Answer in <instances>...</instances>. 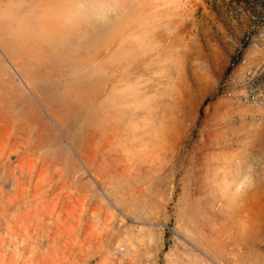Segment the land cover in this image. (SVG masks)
<instances>
[{
    "label": "rangeland",
    "instance_id": "374dc122",
    "mask_svg": "<svg viewBox=\"0 0 264 264\" xmlns=\"http://www.w3.org/2000/svg\"><path fill=\"white\" fill-rule=\"evenodd\" d=\"M95 1L44 76L0 45V264H264V0Z\"/></svg>",
    "mask_w": 264,
    "mask_h": 264
},
{
    "label": "bare ground",
    "instance_id": "6f19581e",
    "mask_svg": "<svg viewBox=\"0 0 264 264\" xmlns=\"http://www.w3.org/2000/svg\"><path fill=\"white\" fill-rule=\"evenodd\" d=\"M16 1H18V0H16ZM71 1H74V0H71ZM89 1H92V0H86L88 5H85V6H87V8H88V6L94 5V4L92 5V3H90ZM94 1L95 0H93V2ZM100 1H102V0H100ZM119 1H121V0H119ZM69 2H70V0H25V3L21 2V4L19 3L20 5L18 4V2H16V6H14V7H16L15 8L16 11L13 13L12 18L9 21H7V19H6V14L8 13L7 12L8 10H12V9H10V7H12V6H8V4L7 5L3 4V5H5L4 6L5 8L0 11V45H1V49L3 50V52L7 56L15 58L18 61V63L23 64V65H21V68H23L24 71L25 70L27 71L28 70L27 68L31 67V71L37 72L38 73L37 75L40 77V76H44L42 74L43 70L50 69L52 67H61V65L59 63L62 64V62H64V60H66L67 58L74 57V55H76L77 49L69 47V45L73 44V40H74V45L76 47H78L79 45L84 46L85 44H90L92 46H94L96 44L102 45L103 42L102 43L96 42V44H94L93 42H90V40H92V38H91V34H90L89 30L83 29V30H85V31H83L81 29L82 28L81 25L84 23V19L80 15H78L79 11H78L77 15L73 16L71 19L68 18L69 20L67 22H65L66 18H65V21L63 20V18H64L63 15L68 14L72 10ZM32 3H34L35 5H32ZM99 3L96 4L95 7L97 5H99ZM115 3H117V2H115ZM12 4H13V2H12ZM107 4H106V6H107ZM102 5H103V3L101 4V6ZM14 7H12V8H14ZM36 7L39 9L38 12L41 13V20H42L41 23L34 24V23H32L34 21H29V20L27 21L25 19V17L23 19V16H25L26 13L28 15L32 14V12H33L32 9H34ZM68 7H70V8L68 9ZM72 7H74V6H72ZM75 8H76V6H75ZM83 9H84V7H83ZM73 10H75V9H73ZM73 10H72V12H73ZM86 11H88V10H86ZM23 13H25V14L21 15ZM72 15H73V13H72ZM91 16H92V14H91ZM7 18H9V17H7ZM87 19H86V22H87ZM92 21H95V19H93ZM91 22L89 21V25ZM91 25H93V24H91ZM91 25H90V27H91ZM84 27H86V26H84ZM89 29L91 30V28H89ZM92 36H94L93 33H92ZM75 37L80 38L79 42L75 41ZM34 40H37L40 43L42 42L41 45L45 44L48 48V50H42V52L46 58L44 62L43 61L39 62V61L35 60V58H36L35 56L37 55L38 51L37 52L34 51V49L32 47L35 44ZM31 48H32V50H28ZM24 50H26L25 53L22 52ZM22 55H25V57H23ZM32 57L34 59H32ZM2 62L3 61H1V59H0V68L2 67V70H3V63ZM56 63H58V65H56ZM76 63H78V62H76ZM70 64L71 63H69V65L67 64L66 66H68V68H69L68 70H72L73 73L80 72L82 70L81 68L84 67L83 66L84 62H83V64L80 63L79 65H77V64L70 65ZM4 67H5V64H4ZM61 72H62V69H61ZM3 73H4V70H3ZM65 73L67 74V72H65ZM4 74H6V73H4ZM32 75L36 76L35 73L29 74V76H32ZM0 192H2L3 195H8V194H6L7 192L2 188H0ZM8 199L9 198H7L6 201H4L3 203H0V222L8 221L9 219H12L14 216L11 214V212L14 208V206L12 204L13 202L8 201ZM17 206H18V210H20V211H26V209H33V208L37 207L36 204H31V203H18ZM16 217L19 220L24 219L21 214L17 215ZM59 222H60L59 219L55 220L56 224H58ZM33 224H35V223H33ZM44 226L45 225H44L42 220L37 221V227L36 228L40 227L41 229H43ZM38 234H39V232H38ZM25 256L28 257V255H26V254H25ZM1 264H17V262L13 259H11V260L9 259L5 263H1ZM20 264H34V263L31 262L30 260L28 262L24 260Z\"/></svg>",
    "mask_w": 264,
    "mask_h": 264
}]
</instances>
